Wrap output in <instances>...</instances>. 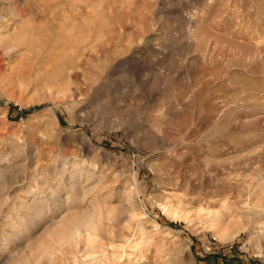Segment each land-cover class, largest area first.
Listing matches in <instances>:
<instances>
[{"label": "rangeland", "instance_id": "obj_1", "mask_svg": "<svg viewBox=\"0 0 264 264\" xmlns=\"http://www.w3.org/2000/svg\"><path fill=\"white\" fill-rule=\"evenodd\" d=\"M94 206L56 264H264V0H0V264Z\"/></svg>", "mask_w": 264, "mask_h": 264}, {"label": "bare ground", "instance_id": "obj_2", "mask_svg": "<svg viewBox=\"0 0 264 264\" xmlns=\"http://www.w3.org/2000/svg\"><path fill=\"white\" fill-rule=\"evenodd\" d=\"M65 171H66L65 169H62V173L64 175H65ZM78 171H79L78 173H81L83 170L82 169L80 170V168H78ZM68 177H69L68 183L71 185V188L75 189L78 184V174L71 173V175ZM61 183L62 182H58V185L56 187L57 189H60L62 185ZM62 188L64 189L63 185ZM60 201L57 202L56 207L55 206L51 207V205H46L45 207H41L37 203L33 204L30 207L32 216L28 217V221L30 222L34 216L40 217V219H45L48 217L47 213H49V211L51 213L53 212L54 214L57 210L62 209L65 206V204H63V202L61 203ZM164 208L166 209L167 212H169V214L172 215V217H178L180 214L179 208H172L171 206L168 205H164ZM90 209L91 210L85 209L84 211L81 212H75V214L72 216L67 213L68 218L62 217L63 219L61 218L54 220L52 217V221L47 226L45 233L43 234L44 235L43 237L41 235L34 241H31L28 248L23 252H21L19 256L7 257L4 264H16V262L18 261H21L24 264H37V263L56 264L57 262L59 263L60 261L59 251L63 252L67 244H70L73 241L75 242L76 240H78L79 237H83V235L87 236V238L89 239L90 238L96 239L97 236L94 235L95 233L93 231L97 228L100 230V228L102 227L101 225L102 221L99 219H103L102 217L103 209L101 210V207L96 208L95 206L93 209L92 208ZM214 218L215 219L212 222L210 221L211 222L210 227L214 229L213 231H215V233L219 236V238L224 239L223 237H225L227 233L228 226L222 222L221 216L217 215ZM99 221H101V224L99 223ZM28 230L29 232H31L32 229H28ZM16 240L17 238H10V242H15ZM142 243L143 240L135 242L133 244V247L135 246L137 247L135 249H138V246L140 247ZM88 248L90 247L88 246L87 249ZM64 252H67V250H65ZM132 254L134 253L132 252L129 255Z\"/></svg>", "mask_w": 264, "mask_h": 264}]
</instances>
